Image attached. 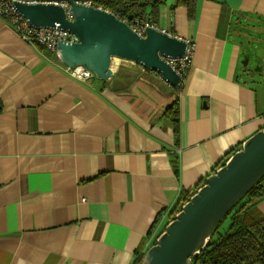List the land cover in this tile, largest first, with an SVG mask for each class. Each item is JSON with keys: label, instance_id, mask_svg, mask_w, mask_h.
I'll use <instances>...</instances> for the list:
<instances>
[{"label": "crops", "instance_id": "crops-1", "mask_svg": "<svg viewBox=\"0 0 264 264\" xmlns=\"http://www.w3.org/2000/svg\"><path fill=\"white\" fill-rule=\"evenodd\" d=\"M158 1L154 24L195 42L180 88L130 61L81 83L0 17V264H134L264 127V0H196L191 19Z\"/></svg>", "mask_w": 264, "mask_h": 264}, {"label": "water", "instance_id": "water-1", "mask_svg": "<svg viewBox=\"0 0 264 264\" xmlns=\"http://www.w3.org/2000/svg\"><path fill=\"white\" fill-rule=\"evenodd\" d=\"M27 1L35 3L15 0L13 5L31 26L57 27L75 37L74 42L57 44L56 58L65 67L83 66L96 79L104 80L110 76L114 57L140 65L159 75L170 87H178L180 76L166 59L184 56V39L157 27L146 28L139 36L113 13L83 4L102 0ZM61 3L67 4V8ZM263 176L264 127L246 139L223 166L206 178V183L182 205L143 254L142 264H190L206 247L225 216Z\"/></svg>", "mask_w": 264, "mask_h": 264}, {"label": "trees", "instance_id": "trees-1", "mask_svg": "<svg viewBox=\"0 0 264 264\" xmlns=\"http://www.w3.org/2000/svg\"><path fill=\"white\" fill-rule=\"evenodd\" d=\"M94 4L101 7L103 10L113 13L119 19L130 21L133 19L142 20L147 17V14L153 15L159 1L102 0L96 1ZM195 5L196 0H176L170 9L173 10L175 7L181 6L185 7L188 18L191 19ZM40 50L43 49L40 48ZM174 107L176 108L175 102L171 103L166 109V114L170 115L173 121L176 120ZM233 153L234 152L227 153L218 162L216 170L223 166ZM205 181L206 180H204L203 183H198L194 191L196 192L198 188L203 186V184L206 183ZM191 196L187 195L185 199H180L181 205H177L170 213L172 219L175 214L180 211L184 202L188 201ZM263 197L264 176L240 200L238 208L235 209V206L227 214L229 215L232 213L228 229L223 234H216L218 231L217 227L206 247L191 259L190 264H264V216L255 209V203ZM246 214H249L252 218V222L249 224H244ZM162 232L163 231L157 234L151 245L155 243L156 238ZM136 255H139V253H136ZM142 256L143 255L138 256L134 264H142Z\"/></svg>", "mask_w": 264, "mask_h": 264}, {"label": "built area", "instance_id": "built-area-1", "mask_svg": "<svg viewBox=\"0 0 264 264\" xmlns=\"http://www.w3.org/2000/svg\"><path fill=\"white\" fill-rule=\"evenodd\" d=\"M15 0H0V17L8 22L17 36L28 45L42 48L52 54H55L56 47L59 42H74L75 37L68 31L55 28H36L29 24V22L20 16L13 5ZM24 3H35V1L18 0ZM48 3V2H43ZM85 5H92L98 9L101 7L96 6L93 2H84ZM67 8V4L61 3ZM69 16V15H68ZM118 18V17H117ZM119 19V18H118ZM122 20V19H120ZM129 25L131 30L142 36L146 28H156L157 26L151 20L150 17H145L142 20L133 19L130 21L122 20ZM158 28V27H157ZM164 31V30H162ZM195 49L194 41L186 40V48L184 56L178 59H166L170 68L180 76V83L177 88L182 87L185 80V73L188 70L192 55ZM67 75L76 81L81 83H88L95 78V75L91 70L83 66H76L74 68L65 67Z\"/></svg>", "mask_w": 264, "mask_h": 264}, {"label": "rangeland", "instance_id": "rangeland-1", "mask_svg": "<svg viewBox=\"0 0 264 264\" xmlns=\"http://www.w3.org/2000/svg\"><path fill=\"white\" fill-rule=\"evenodd\" d=\"M121 63L122 61H115V63ZM240 204V203H239ZM239 204L236 205L235 209L238 208ZM234 209V210H235ZM233 212V211H232ZM231 214L230 213L229 215H227L222 221L221 223L219 224L218 226V231L216 232V234H223L229 227L230 225V219H231ZM250 222H252V218L249 214H246L245 215V218H244V224H249Z\"/></svg>", "mask_w": 264, "mask_h": 264}, {"label": "bare ground", "instance_id": "bare-ground-1", "mask_svg": "<svg viewBox=\"0 0 264 264\" xmlns=\"http://www.w3.org/2000/svg\"><path fill=\"white\" fill-rule=\"evenodd\" d=\"M115 61H126V60H120L118 58H112V64H111V68L110 70H113L114 69V65L116 64ZM126 62H129V61H126Z\"/></svg>", "mask_w": 264, "mask_h": 264}]
</instances>
